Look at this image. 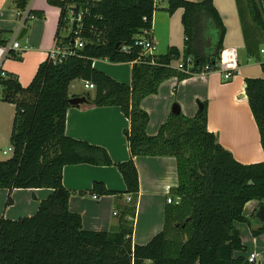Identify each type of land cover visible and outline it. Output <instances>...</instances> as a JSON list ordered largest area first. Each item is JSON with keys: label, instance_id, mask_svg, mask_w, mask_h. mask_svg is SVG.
<instances>
[{"label": "trees", "instance_id": "1", "mask_svg": "<svg viewBox=\"0 0 264 264\" xmlns=\"http://www.w3.org/2000/svg\"><path fill=\"white\" fill-rule=\"evenodd\" d=\"M59 9L55 45L72 54L53 65L47 58L40 63L31 83L23 88L11 76L0 78V88L10 92L0 101L14 105L9 134L11 157L0 161V189H49L36 213L10 220L0 217V264H243L233 258L242 251L235 222L262 227L264 206L246 218L245 205L264 200V161L242 164L207 129L206 107L188 118L170 114L158 132L147 135L148 114L141 101L156 94L162 82L182 81L192 75L173 68L181 59L183 67L197 73L205 65L214 66L225 29L212 0L191 2L168 0L167 11L182 9L184 46L171 48L165 55L144 56L135 39L151 30L157 7L154 0H52ZM78 7L79 20L73 27L71 9ZM252 23L261 31L264 51V0H247ZM200 14H206L217 28L209 50L201 54L191 41ZM30 18L44 19V12L30 11ZM70 27L65 37L60 31ZM9 32L0 30V45L10 41ZM82 47H77V42ZM121 43L119 49L115 45ZM128 49L123 52L122 48ZM247 54L253 57L249 45ZM191 58L193 67L187 66ZM132 63L131 83L117 82L92 67L94 60ZM264 73V62L260 64ZM74 80L93 84V107H118L129 121L124 131L130 159L114 164L105 149L75 140L65 134L68 87ZM246 97L264 152V77L244 80ZM2 92V93H3ZM138 156L172 157L176 163L177 186L170 195L178 199L164 212L161 232L145 245H133V219L139 192V177L133 159ZM114 166L125 190H107L94 182L92 192L100 196L125 194L130 198L121 212V225L114 232L88 231L81 218L68 208L70 192L62 185V169L68 165ZM11 200H7V205Z\"/></svg>", "mask_w": 264, "mask_h": 264}, {"label": "crops", "instance_id": "2", "mask_svg": "<svg viewBox=\"0 0 264 264\" xmlns=\"http://www.w3.org/2000/svg\"><path fill=\"white\" fill-rule=\"evenodd\" d=\"M48 1L52 0H0V30L9 32L7 37L11 40L18 30L27 29L25 36L18 41L20 51L6 58L1 66L4 73L16 79L23 88L31 83L39 64L47 59L55 44L59 9L49 5ZM167 1L158 0L152 18L150 37L156 44L157 55H165L171 48L180 52L184 46L183 10L169 13ZM212 4L225 29L222 49L235 48L238 52L239 74L229 82H223L217 72L192 75L182 81L171 78L162 82L156 94L145 97L140 103V108L149 117L146 133L153 136L158 132L174 104L179 106L180 113L191 118L199 111L197 103L200 102L206 107L208 131L216 135L218 143L236 161L242 164L263 162L264 152L258 130L243 91L245 79L262 78L260 64L264 62V53L261 52V31L252 23L247 0H212ZM30 11L44 12V19H30L26 24ZM216 32L217 28L209 17L200 14L197 31L191 41L193 47L199 53H205L210 49ZM246 44L253 57L248 56ZM92 67L117 82L131 83L132 63H111L107 59H99L93 61ZM83 85L82 80L72 81L68 97L87 94L93 98L95 89H85ZM12 107L14 115V105ZM129 126L118 107L71 106L65 116V134L68 137L105 149L114 164L130 159L124 136ZM133 161L139 177V192L131 241L133 245H145L163 229L164 212L169 205L166 200L178 201L170 195V190L177 186L176 163L172 157L138 156ZM94 182L102 183L112 192L125 190L114 166L79 164L62 169V185L70 192L68 208L80 216L82 228L114 232L122 223L121 212L128 204V196L97 195L92 192ZM51 192L49 189H16L11 192L0 189V217L10 220L30 217ZM8 199L11 200L9 205ZM260 205L264 206V200L248 202L243 210L244 217L249 218ZM114 212H117L116 216ZM260 227V222L252 227L246 223H234L243 250L235 251L233 258L247 260L253 254L258 264H264V233L252 234Z\"/></svg>", "mask_w": 264, "mask_h": 264}, {"label": "built area", "instance_id": "3", "mask_svg": "<svg viewBox=\"0 0 264 264\" xmlns=\"http://www.w3.org/2000/svg\"><path fill=\"white\" fill-rule=\"evenodd\" d=\"M154 4L158 5V0H154ZM33 19V18H30ZM79 20V15H78ZM19 33V30L16 32L14 37L5 45H0V78L1 79H7V74L4 73V71L1 69L2 62L8 58L12 57L14 54H17V52L20 51V46L18 40H16V37ZM135 44L141 47L142 54L144 56H150L154 57L157 56L156 54V44L150 37V30H144L142 31L141 35L136 37ZM77 47L81 48L82 43L80 41L77 42ZM123 52H128V49L123 47ZM264 53V51H261ZM72 52L67 50L66 48L59 47L54 44V47L49 51L47 58L53 63V65H56L58 63H61L62 60H64L67 56L71 55ZM187 66L193 67V62L191 58H187ZM173 68H175L178 71L185 72L188 75H206L209 73L217 72L220 74L221 79L223 82H229L231 81L236 75L239 74V62H238V52L235 48H223L219 52V57L215 63L214 66L210 67L209 65H205L202 69H200L197 73H192L188 71V69H185L183 67V62L181 59L175 61V64L173 65ZM84 88L85 89H94L93 84L89 82H84ZM7 153H12V149L9 148L7 150H4L2 152L3 155H6ZM127 201H130V198H127ZM167 204H177V200H173L171 198H168L166 200ZM114 216L117 215V212L113 213ZM249 264H258L256 262V256L250 255V257L247 259Z\"/></svg>", "mask_w": 264, "mask_h": 264}, {"label": "rangeland", "instance_id": "4", "mask_svg": "<svg viewBox=\"0 0 264 264\" xmlns=\"http://www.w3.org/2000/svg\"><path fill=\"white\" fill-rule=\"evenodd\" d=\"M70 32V27L64 28L60 31V36L65 37ZM264 73L262 72V77ZM255 79V78H254ZM82 85V84H81ZM92 93V91H90ZM2 91L0 88V96ZM13 106V105H12ZM8 103H0V161H4L11 157V153L3 155L2 152L10 148L9 133L13 119V107Z\"/></svg>", "mask_w": 264, "mask_h": 264}, {"label": "water", "instance_id": "5", "mask_svg": "<svg viewBox=\"0 0 264 264\" xmlns=\"http://www.w3.org/2000/svg\"><path fill=\"white\" fill-rule=\"evenodd\" d=\"M78 11H79V9L77 6L71 9V13H72L71 14V21L73 22V27L76 26V23L78 21V15H79ZM26 31H27V29L25 27L20 29V31L16 37V40H18V41L21 40L25 36ZM121 46H122L121 43H117L115 45V49H119ZM8 95H10V92H8V91H4L2 94L3 98H6ZM68 103L70 106H76V107L89 104V102L85 96L71 97L68 99ZM197 105H198L199 111L203 109L202 103L198 102ZM171 114H173V115H179L180 114V108L177 104H174L172 106ZM243 264H249V263L247 260H244Z\"/></svg>", "mask_w": 264, "mask_h": 264}]
</instances>
